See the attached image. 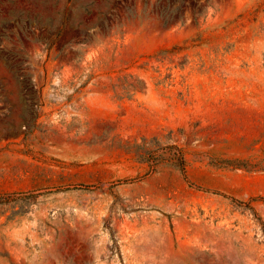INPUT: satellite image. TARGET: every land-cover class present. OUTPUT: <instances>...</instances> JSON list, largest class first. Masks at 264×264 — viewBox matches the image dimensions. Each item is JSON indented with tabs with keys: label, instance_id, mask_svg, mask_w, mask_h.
<instances>
[{
	"label": "rangeland",
	"instance_id": "obj_1",
	"mask_svg": "<svg viewBox=\"0 0 264 264\" xmlns=\"http://www.w3.org/2000/svg\"><path fill=\"white\" fill-rule=\"evenodd\" d=\"M0 264H264V0H0Z\"/></svg>",
	"mask_w": 264,
	"mask_h": 264
}]
</instances>
